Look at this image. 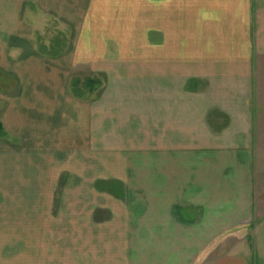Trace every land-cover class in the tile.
I'll return each mask as SVG.
<instances>
[{
    "label": "crops",
    "instance_id": "obj_1",
    "mask_svg": "<svg viewBox=\"0 0 264 264\" xmlns=\"http://www.w3.org/2000/svg\"><path fill=\"white\" fill-rule=\"evenodd\" d=\"M0 122V264H264V0H0Z\"/></svg>",
    "mask_w": 264,
    "mask_h": 264
},
{
    "label": "rangeland",
    "instance_id": "obj_2",
    "mask_svg": "<svg viewBox=\"0 0 264 264\" xmlns=\"http://www.w3.org/2000/svg\"><path fill=\"white\" fill-rule=\"evenodd\" d=\"M50 29H52V28H50ZM55 33V32H54ZM52 31L50 32L49 30H47L46 31V33H45V36H44V38H52L53 37V35H55ZM260 176H261V178L262 177H264V168L263 169H260ZM259 178V181H260V177H258Z\"/></svg>",
    "mask_w": 264,
    "mask_h": 264
},
{
    "label": "trees",
    "instance_id": "obj_3",
    "mask_svg": "<svg viewBox=\"0 0 264 264\" xmlns=\"http://www.w3.org/2000/svg\"><path fill=\"white\" fill-rule=\"evenodd\" d=\"M77 82H72V85H74V89L77 91L78 90V87H77ZM4 132H3V127H2V124L0 122V135H2Z\"/></svg>",
    "mask_w": 264,
    "mask_h": 264
}]
</instances>
